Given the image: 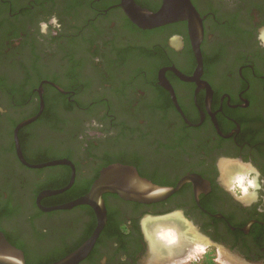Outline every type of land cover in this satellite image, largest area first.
Wrapping results in <instances>:
<instances>
[{
	"label": "flooded vegetation",
	"instance_id": "flooded-vegetation-1",
	"mask_svg": "<svg viewBox=\"0 0 264 264\" xmlns=\"http://www.w3.org/2000/svg\"><path fill=\"white\" fill-rule=\"evenodd\" d=\"M125 1L0 0V97L7 102L0 105V231L25 264L59 263L98 226L92 206L74 203L104 170L121 165L161 188L184 183L151 203L105 193L102 230L75 264H172L187 250L169 255L176 240L156 238L157 223L170 224L183 242L189 236L186 249L206 241L264 263V213L256 210L264 188L247 207L223 175L238 166L253 176L255 167L264 184V48L257 40L264 0H190L200 33L189 20L143 29ZM134 2L157 13L164 0ZM52 16L62 28L42 35L40 22ZM129 29L135 43L126 41ZM91 32L109 41L103 49L111 58L97 101L79 76L84 61L75 48ZM130 56L148 58L154 71L115 76L114 65ZM18 63L20 73L4 72ZM95 111L104 115L101 126L83 131Z\"/></svg>",
	"mask_w": 264,
	"mask_h": 264
},
{
	"label": "water",
	"instance_id": "water-1",
	"mask_svg": "<svg viewBox=\"0 0 264 264\" xmlns=\"http://www.w3.org/2000/svg\"><path fill=\"white\" fill-rule=\"evenodd\" d=\"M125 3L129 8L128 16L130 19L143 29L159 27L176 21L189 20L191 23V29L195 28V32L197 33L202 31L201 19L191 5L190 0H164L162 8L157 13H152L141 8L134 2V0H126ZM196 49L200 69L202 65L199 52L200 50L198 47ZM30 121L31 120L26 121L22 125H25ZM16 142L18 145L17 137ZM55 164L57 163H50L49 165ZM183 183L184 182L180 183L177 188H161L141 177L138 171L133 167L115 165L104 170L100 177L92 185L90 192L74 203L77 205L87 204L94 208L98 216V226L96 230L94 231L92 237L80 250L56 264H75L80 258L84 256V254L92 249L106 220V207L103 199V195L105 193H115L121 198L129 201L151 203L166 199L171 194L175 193L179 188H181ZM171 247L173 246H169L168 249H166L167 253L170 252ZM226 261L227 264H242V261L246 260L236 257V260ZM0 264H25L22 253L8 242L5 235L1 231ZM247 264L264 263L247 262Z\"/></svg>",
	"mask_w": 264,
	"mask_h": 264
},
{
	"label": "rangeland",
	"instance_id": "rangeland-1",
	"mask_svg": "<svg viewBox=\"0 0 264 264\" xmlns=\"http://www.w3.org/2000/svg\"><path fill=\"white\" fill-rule=\"evenodd\" d=\"M69 16V15H68ZM66 15H62L61 18L64 21V24L68 25V17L66 20ZM79 13L75 15V22L76 24H80L79 19ZM112 18H107L106 24L109 25ZM128 38H126V41L129 43H135L136 39L138 37H135V35L132 34V29H129ZM18 36L11 37V44H13L14 41L18 40ZM87 42H84L81 40V43L76 42V52L79 56H81L83 62V68L80 72V78L82 79V82H85L87 85V90L89 91V95L91 96V100H99L102 98V95H104V92H106L104 84L106 83L101 76L102 70L106 67L105 65H108V62L110 61V55L106 50L103 49V47L108 44V42H105L104 37H100L98 32H91L87 36ZM9 42L10 39H7ZM5 41L3 44L4 46H8V42ZM126 42V43H128ZM112 46L109 47L111 50ZM110 65V63H109ZM18 66V67H16ZM10 71H4L6 74L10 73L11 75H15L17 73H20V70H22L21 64H14L12 67L9 68ZM142 69H148L149 71H154V65H152L151 61L148 60V58H137L130 56L127 57V60L125 63L121 62L117 65H114L112 70L116 72L115 76H121L125 74H131L133 72L140 71ZM78 75V74H77ZM21 78L17 76L13 82L17 83L20 81ZM121 79V77H120ZM122 81V80H121ZM18 85H21V81ZM89 97V96H88ZM1 104H7L6 100L0 97V105ZM29 110H27L28 112ZM102 111H95L91 115L87 116L85 118V121H83V131H91L94 129L92 126V121L95 120L99 125H101V121L104 120ZM65 152V150L61 151H54L53 153L60 154L62 152ZM223 175H225L227 178H231V187H236L237 184H240L239 191H242L243 187L246 186V180L251 178L252 175L248 173V171L243 170L241 167H233L229 169H224ZM154 233L156 238L162 241V243H172L176 240L175 244L182 243V244H191L190 237L187 236V239L185 242L181 241V239L177 238L175 235V231L172 228L170 224L167 223H157V225H154ZM164 230L163 233L165 234V239L159 237L160 231ZM167 230V231H166ZM153 232V231H151ZM166 232V233H165ZM157 233V234H156ZM168 233V234H167ZM172 236V237H171ZM168 238V239H167ZM173 239V240H172ZM189 249L193 250L192 253L187 257V259L181 263H174L172 264H227L226 260H236V257L229 251L222 249L220 247H217L215 245H212L206 241H196V243L193 245V247H189ZM226 259V260H225Z\"/></svg>",
	"mask_w": 264,
	"mask_h": 264
},
{
	"label": "clouds",
	"instance_id": "clouds-1",
	"mask_svg": "<svg viewBox=\"0 0 264 264\" xmlns=\"http://www.w3.org/2000/svg\"><path fill=\"white\" fill-rule=\"evenodd\" d=\"M62 28L61 23L59 22L58 17L52 16L47 21H41L39 24L40 33L42 35H48L50 29L53 30L52 34H55V31H59ZM257 40L260 47L264 48V27L258 29ZM93 127H100L95 120L92 121ZM252 173L254 175L246 180V186L243 187L242 191L238 192L240 184L238 183L236 187L228 189V191L236 194V198L245 203V206L250 207L254 203H259L260 191L264 188V184L261 183V173L255 167L252 168ZM251 195V199L248 200L247 197ZM257 212L264 213V206H260L257 209ZM242 264H247L246 261H242Z\"/></svg>",
	"mask_w": 264,
	"mask_h": 264
},
{
	"label": "bare ground",
	"instance_id": "bare-ground-1",
	"mask_svg": "<svg viewBox=\"0 0 264 264\" xmlns=\"http://www.w3.org/2000/svg\"><path fill=\"white\" fill-rule=\"evenodd\" d=\"M163 231L164 230H161L160 231V234H159V237H161V238H163V237H165V234L163 233ZM167 231V230H166ZM166 233V232H165ZM157 234V233H156ZM168 234V233H167ZM168 236V235H167ZM166 236V237H167ZM165 237V238H166ZM172 237V236H171ZM165 238H163V239H165ZM168 239V238H167ZM173 240V239H172ZM186 246H185V244H182V243H177V245L175 244V247L173 246V247H171L170 249V254L169 255H171V254H178V253H182V251H185V250H187L186 252H185V254L183 255V257H180V256H178V257H176V259H174V260H172L174 263H181V262H183V261H185L186 259H187V257L192 253V251L194 250H191V249H189V247H188V249H186L185 248ZM172 248H174V249H172ZM179 254V255H180ZM172 261H169V263H171Z\"/></svg>",
	"mask_w": 264,
	"mask_h": 264
}]
</instances>
